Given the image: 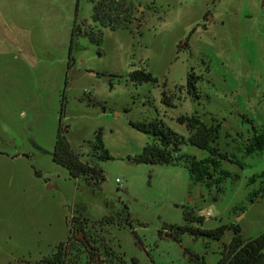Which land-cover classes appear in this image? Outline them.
<instances>
[{"label":"rangeland","instance_id":"374dc122","mask_svg":"<svg viewBox=\"0 0 264 264\" xmlns=\"http://www.w3.org/2000/svg\"><path fill=\"white\" fill-rule=\"evenodd\" d=\"M96 1L0 0V264H40L68 238L83 264L79 230L98 258L106 246L127 263L195 264L187 250L217 264L231 231L220 242L184 234L178 243L163 228L185 224L187 211L203 218L192 224L200 229L238 225L244 240L264 232V144L244 153L253 131L264 136V0H122L133 21L115 31L92 21ZM75 22L101 42L77 35L69 51ZM138 69L156 83L130 82ZM191 71L197 99L186 92ZM193 115L220 123L214 146L240 163L220 162L230 176L218 195L181 163L132 161L153 137L130 122L160 120L186 138L177 119ZM59 127L103 180L72 179L52 161ZM98 131L108 160L94 154ZM181 152L208 157L189 144Z\"/></svg>","mask_w":264,"mask_h":264},{"label":"trees","instance_id":"16d2710c","mask_svg":"<svg viewBox=\"0 0 264 264\" xmlns=\"http://www.w3.org/2000/svg\"><path fill=\"white\" fill-rule=\"evenodd\" d=\"M92 6V21L110 31L126 30L133 21L130 6H126L122 0H98ZM77 35L84 36L97 45L101 42V33L98 30H93L90 27L85 28L83 25L78 26L75 22L71 31L69 51L71 50L73 39ZM183 44L180 45V48L187 47V42H185L184 46ZM128 79L137 85L147 82L156 83V79L144 69L130 71ZM198 80L199 76H195L192 71L186 78V92L195 99L198 98L195 87ZM167 101L168 99L165 100L166 103ZM212 120L215 123L207 125L196 115L178 118L177 122L185 125L188 130L186 138L171 131L160 120L130 122V126L135 130L153 137L151 143L146 144L132 161L138 164H169L173 166L181 163L187 169L190 180L193 183L204 184L208 188L214 186L217 195L220 194L222 192L221 184L230 176L228 172L220 168V162L226 161L237 166H240V163L233 155L223 153L214 146L215 141L219 137L220 123L215 121V119ZM64 133L65 131L59 127L52 151V161L65 168L72 179L92 180L93 185L103 180L102 171L88 162L81 161L79 155L71 149ZM247 142L248 144L244 148L245 154L261 151L263 149L264 136L253 131L251 138ZM186 144L206 151L208 157L197 160L193 156L182 153L181 147ZM93 150L98 158L102 160L110 159L101 142L100 131L95 133ZM262 196V191L258 190L250 195V201L253 202ZM183 219L185 221L183 225H170L163 228L169 239L180 243V237L188 234L194 239L205 238L220 242L224 232L231 231L233 236L227 245V252L218 259L217 264H264V232L254 238L244 240L238 225H221L215 229L205 230L192 225L194 223L201 224L203 222L202 217H194L191 213L185 211ZM104 223L109 224L110 222L107 220ZM79 231L80 234L78 235L86 237L83 231ZM159 234L161 235L162 232L159 231ZM67 240L59 243L55 252L51 256L44 257L40 264H81L78 256H72L75 250L69 247ZM76 241L86 252V259L83 264H137L135 259H131L127 263L123 257L115 256L108 252L106 246L103 248V258H98L95 247L89 246L90 244L85 246L81 238L76 239ZM184 253L188 255L191 262L195 264L204 263L203 259L198 255L187 250Z\"/></svg>","mask_w":264,"mask_h":264},{"label":"flooded vegetation","instance_id":"af4514ba","mask_svg":"<svg viewBox=\"0 0 264 264\" xmlns=\"http://www.w3.org/2000/svg\"><path fill=\"white\" fill-rule=\"evenodd\" d=\"M209 16H210V13H208V12L206 14H204V16H203V23H202L203 28H206V25L211 21L210 20L211 18ZM79 236H82L81 240L85 244V246L86 245H89V242H88L89 239L87 238V236L86 237H83V235H79Z\"/></svg>","mask_w":264,"mask_h":264},{"label":"water","instance_id":"95a60500","mask_svg":"<svg viewBox=\"0 0 264 264\" xmlns=\"http://www.w3.org/2000/svg\"><path fill=\"white\" fill-rule=\"evenodd\" d=\"M262 4H263V6H264V2H263ZM79 238H82V236H79Z\"/></svg>","mask_w":264,"mask_h":264},{"label":"built area","instance_id":"2783aa9c","mask_svg":"<svg viewBox=\"0 0 264 264\" xmlns=\"http://www.w3.org/2000/svg\"><path fill=\"white\" fill-rule=\"evenodd\" d=\"M118 180H116V182H117Z\"/></svg>","mask_w":264,"mask_h":264},{"label":"crops","instance_id":"0c3cea01","mask_svg":"<svg viewBox=\"0 0 264 264\" xmlns=\"http://www.w3.org/2000/svg\"><path fill=\"white\" fill-rule=\"evenodd\" d=\"M0 14H1V11H0Z\"/></svg>","mask_w":264,"mask_h":264}]
</instances>
